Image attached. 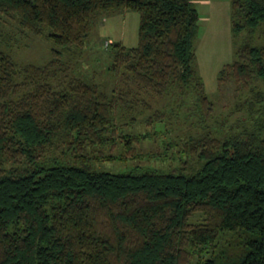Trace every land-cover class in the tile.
Listing matches in <instances>:
<instances>
[{
	"label": "trees",
	"instance_id": "1",
	"mask_svg": "<svg viewBox=\"0 0 264 264\" xmlns=\"http://www.w3.org/2000/svg\"><path fill=\"white\" fill-rule=\"evenodd\" d=\"M195 1L0 0V22L54 46L48 64L19 66L0 32V264H264V0H229L235 59L218 83L248 95L236 108L244 118L228 129L209 124L215 104L197 66ZM125 12L140 15L138 46L108 43L109 71L158 98L189 97L202 129L183 144L165 141L163 153L137 146L168 133L164 112L146 120L165 124L155 134L117 135L118 111L137 106L130 92L108 97L71 76L64 59ZM117 138L123 153L105 156L99 148ZM60 146L68 159H42ZM153 160L169 165L121 174L91 165Z\"/></svg>",
	"mask_w": 264,
	"mask_h": 264
},
{
	"label": "rangeland",
	"instance_id": "2",
	"mask_svg": "<svg viewBox=\"0 0 264 264\" xmlns=\"http://www.w3.org/2000/svg\"><path fill=\"white\" fill-rule=\"evenodd\" d=\"M212 1V0H211ZM217 3L216 9L209 6L202 7L199 12L201 16L200 32L196 44L197 66L204 79L206 93L215 104V109L209 124L229 128L231 124L242 120L245 116L243 111H237V104L243 101L248 92L237 89L234 82L228 81L224 84L218 83L220 71L228 64L233 63L235 56V45L231 30V5L229 0H214ZM199 0L195 1L196 7ZM216 6V5H215ZM102 21L92 32L86 42L82 55L74 53L65 55V61L71 63V76L80 78L86 82L100 86L108 97L114 96L123 90L130 92L131 98L136 101L137 106L131 114L120 109L116 118V134H141L150 132L155 134L161 131L165 124H156L149 127L146 120L152 117L157 111L165 113L167 132L159 136H154L151 140L142 142L137 146V151L143 155L163 153L165 141L174 144H183L190 136H195L202 132L198 126L196 116H190L193 109V100L189 97H181L178 93L166 98H158L148 91L140 89L137 85L125 83L123 78L109 71L112 63L110 48L107 43H122L126 47H137L139 42L140 15L134 12H125ZM0 32L6 36V45L3 43L2 49L12 55L19 66L37 65L44 66L52 59L53 44L46 35H38L25 31L19 24L9 19H2L0 22ZM63 87L62 80L54 85L59 91ZM192 98V96H191ZM184 101V102H183ZM191 107V109L189 108ZM190 116V117H189ZM135 118L136 123L131 125V119ZM162 126V127H161ZM117 145L110 144L99 148L105 155H121L125 145L117 138ZM91 155L93 150H88ZM176 151V148L173 149ZM68 151L64 146H60L56 151H47L45 158H69ZM91 162V161H90ZM142 164L154 168H165V164L160 161H136V162H95L91 165L98 171L112 173H126L135 166ZM176 164V163H174ZM195 220H192L194 222Z\"/></svg>",
	"mask_w": 264,
	"mask_h": 264
},
{
	"label": "crops",
	"instance_id": "3",
	"mask_svg": "<svg viewBox=\"0 0 264 264\" xmlns=\"http://www.w3.org/2000/svg\"><path fill=\"white\" fill-rule=\"evenodd\" d=\"M198 4H199V6H197L198 12H199V7H200V9L202 7H205V6H209L210 9H216L217 8V3L214 0H212V1L211 0H199ZM199 14H200V12H199ZM104 20H106L105 22L108 21L107 18ZM200 21H201V16H200Z\"/></svg>",
	"mask_w": 264,
	"mask_h": 264
},
{
	"label": "built area",
	"instance_id": "4",
	"mask_svg": "<svg viewBox=\"0 0 264 264\" xmlns=\"http://www.w3.org/2000/svg\"><path fill=\"white\" fill-rule=\"evenodd\" d=\"M107 44H108V43H107ZM107 44H106V45H107Z\"/></svg>",
	"mask_w": 264,
	"mask_h": 264
}]
</instances>
